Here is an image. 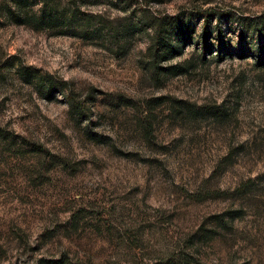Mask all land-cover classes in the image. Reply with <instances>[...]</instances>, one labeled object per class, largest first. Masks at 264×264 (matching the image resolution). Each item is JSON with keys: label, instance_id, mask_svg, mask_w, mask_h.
Wrapping results in <instances>:
<instances>
[{"label": "rangeland", "instance_id": "rangeland-1", "mask_svg": "<svg viewBox=\"0 0 264 264\" xmlns=\"http://www.w3.org/2000/svg\"><path fill=\"white\" fill-rule=\"evenodd\" d=\"M80 8L0 24V264H264V0Z\"/></svg>", "mask_w": 264, "mask_h": 264}, {"label": "trees", "instance_id": "trees-1", "mask_svg": "<svg viewBox=\"0 0 264 264\" xmlns=\"http://www.w3.org/2000/svg\"><path fill=\"white\" fill-rule=\"evenodd\" d=\"M61 0H0V24L3 25H16L25 26L33 31H51L53 35H75L77 32L82 31L80 25L81 16L80 4L84 0H68V4L64 7L60 4ZM161 25H158L155 43L157 45L156 53L154 54V65L158 67L157 61L159 59V49H163L164 53H171L168 45L161 46L160 41ZM162 30V29H161ZM203 42L206 41V34H203ZM160 45V47H159ZM159 47V48H158ZM168 50V51H167ZM262 62L264 59L258 56ZM73 105L81 110L85 107L82 104H77L73 101ZM86 113V112H83ZM37 153H42L41 148L36 146ZM182 260H173L165 264H190L181 262Z\"/></svg>", "mask_w": 264, "mask_h": 264}]
</instances>
